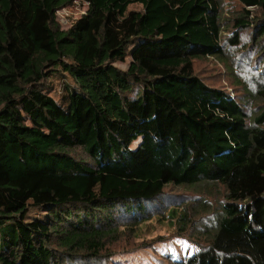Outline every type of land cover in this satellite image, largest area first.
I'll return each mask as SVG.
<instances>
[{"label": "trees", "instance_id": "trees-1", "mask_svg": "<svg viewBox=\"0 0 264 264\" xmlns=\"http://www.w3.org/2000/svg\"><path fill=\"white\" fill-rule=\"evenodd\" d=\"M75 1L0 0V264H106L168 186L225 194L171 264H264V108L195 69L244 31L264 55V0H237L228 39L223 0H82L62 30Z\"/></svg>", "mask_w": 264, "mask_h": 264}, {"label": "rangeland", "instance_id": "rangeland-1", "mask_svg": "<svg viewBox=\"0 0 264 264\" xmlns=\"http://www.w3.org/2000/svg\"><path fill=\"white\" fill-rule=\"evenodd\" d=\"M86 10L87 7L80 3L67 18L66 25L57 20L61 29L68 30ZM130 10H142V7L134 5ZM241 12L242 6L237 0H223L224 39L231 37L233 17ZM241 41L238 47L226 46L221 58L197 60L195 69L210 86L244 97L246 109L252 115L260 107L264 108V55L255 46L249 31L241 34ZM130 63L131 60L126 59L116 63V67L127 71ZM61 83L53 81L52 95L57 100L61 97ZM201 192L166 187L160 201L151 206L154 211L148 220L121 228L122 238L110 250L113 255L106 264H171L173 260H182L197 253L207 243V230L215 226L225 195L219 186L204 188Z\"/></svg>", "mask_w": 264, "mask_h": 264}, {"label": "built area", "instance_id": "built-area-1", "mask_svg": "<svg viewBox=\"0 0 264 264\" xmlns=\"http://www.w3.org/2000/svg\"><path fill=\"white\" fill-rule=\"evenodd\" d=\"M80 3H82L83 5H85V7H88V3L82 1V0H78V1H75L74 4L72 6H69V7H65L59 11H57L56 13V17H57V20H59V22L62 24V25H66L68 23L67 21V18H69L71 15H72V11L74 9H78ZM257 8L255 6H250L248 7V10L250 11H255ZM87 11V10H86ZM86 12H83V15L85 14ZM82 15V16H83ZM81 16V17H82ZM253 17V15H252ZM63 19V20H62ZM80 19V18H79ZM73 25H71L72 27ZM70 27V28H71ZM69 28V29H70Z\"/></svg>", "mask_w": 264, "mask_h": 264}]
</instances>
